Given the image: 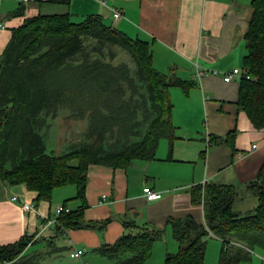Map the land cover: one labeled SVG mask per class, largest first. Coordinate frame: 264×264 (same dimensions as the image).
<instances>
[{"label": "trees", "instance_id": "trees-1", "mask_svg": "<svg viewBox=\"0 0 264 264\" xmlns=\"http://www.w3.org/2000/svg\"><path fill=\"white\" fill-rule=\"evenodd\" d=\"M250 6L242 59L249 79L240 78L237 104L255 128L264 129V0H251ZM10 32L0 53V178L8 185H23L40 201L72 184L83 199L90 165L152 160L160 139L174 138L169 89L187 95L194 83L158 71L148 42L130 38L99 15L74 22L68 13L38 14ZM115 47L131 56L135 74L129 63L113 61ZM61 110L67 112L64 120L88 119V128L81 142L55 155L47 152L45 133ZM191 196L203 207L204 223L168 220L181 245L165 264H203L210 233L222 242L218 264H240L253 250L264 251V160L243 188L205 183L193 186ZM250 199V211L235 207ZM109 220L84 222L79 209L62 211L56 221L59 229H76L102 228ZM160 232L124 234L98 252L110 259L129 252L118 264H142ZM28 243L24 238L0 246V264H27L20 258Z\"/></svg>", "mask_w": 264, "mask_h": 264}, {"label": "crops", "instance_id": "crops-1", "mask_svg": "<svg viewBox=\"0 0 264 264\" xmlns=\"http://www.w3.org/2000/svg\"><path fill=\"white\" fill-rule=\"evenodd\" d=\"M7 1L16 3L0 18L6 26L0 30V53L11 29L25 18L68 13L79 22L99 15L130 38L148 42L158 71L192 81L194 87L187 95L179 88L169 89L174 138L160 139L154 159L133 160L125 167L90 165L83 199L69 184L55 188L49 200L37 201L23 185L10 186L0 178V246L30 234L34 240L22 252V263L118 264L131 253L110 259L98 250L124 234L158 228L161 232L142 264H165L166 255L181 245L168 220L204 223L203 207L192 200L191 188L205 183L243 188L255 179L264 160V129L255 128L237 104L240 79L224 82L222 77L233 68L243 71L251 0ZM112 9L120 10L123 18L113 20ZM145 187L160 192L161 198L146 200ZM14 196L19 201H13ZM24 202L33 210H24ZM237 205L247 212L254 200ZM60 206L81 209L84 222L110 220L102 228L59 229ZM205 244L203 264H218L222 242L209 234ZM78 250L80 257H72ZM240 264H264V251L253 250Z\"/></svg>", "mask_w": 264, "mask_h": 264}, {"label": "rangeland", "instance_id": "rangeland-1", "mask_svg": "<svg viewBox=\"0 0 264 264\" xmlns=\"http://www.w3.org/2000/svg\"><path fill=\"white\" fill-rule=\"evenodd\" d=\"M16 2H11L7 0H2L0 2V18L4 19L9 7ZM115 52L117 55L113 59L115 63L117 62H126L131 65L132 72L135 74L136 68L135 64L132 61L131 56L119 50L115 47ZM64 115H67V112L64 110L59 111L58 116L50 120L49 128L46 130V149L47 152L53 153L55 155H61L63 152L71 149L76 143L81 142L84 139V134L88 128V119L78 120V121H67L64 120ZM142 116L139 113V119L141 120ZM147 126V122L143 123L141 128L144 130ZM73 188V185H71ZM247 201V200H246ZM246 204V203H245ZM238 208V205L235 206Z\"/></svg>", "mask_w": 264, "mask_h": 264}, {"label": "built area", "instance_id": "built-area-1", "mask_svg": "<svg viewBox=\"0 0 264 264\" xmlns=\"http://www.w3.org/2000/svg\"><path fill=\"white\" fill-rule=\"evenodd\" d=\"M0 1H2V0H0ZM14 1L29 2L30 0H14ZM112 17H113V20H115V21L120 20L123 18V14L120 10L112 9ZM5 28H6L5 24L0 22V30L5 29ZM212 72L214 74L217 73V71H212ZM201 73L202 72H199L198 75H200ZM222 77H223L224 82H230L236 77L239 79L242 77L249 79V76L247 74H245L244 71L240 70L239 68H233L230 71L223 73ZM252 147L255 148V145H253ZM143 194H144V197L146 198V200H148V201H153V200H157V199L161 198L160 192H156L154 190H151L149 187L143 188ZM12 200L13 201H19V198L14 196V197H12ZM22 207L26 211L33 210V206L31 204H28L25 202L22 204ZM62 211L67 212L69 210L64 208L63 206L62 207L60 206L56 209L57 214H60ZM210 235L214 236L212 233H210ZM25 237L29 238V242L34 240V237L31 236L30 234H26ZM81 253H82L81 250L74 251L73 253H71V256L72 257H80Z\"/></svg>", "mask_w": 264, "mask_h": 264}]
</instances>
